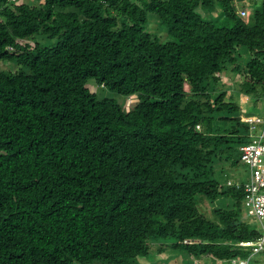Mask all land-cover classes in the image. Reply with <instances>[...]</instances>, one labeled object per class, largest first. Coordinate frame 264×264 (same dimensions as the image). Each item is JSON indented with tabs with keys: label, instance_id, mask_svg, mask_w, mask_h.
I'll return each instance as SVG.
<instances>
[{
	"label": "trees",
	"instance_id": "1",
	"mask_svg": "<svg viewBox=\"0 0 264 264\" xmlns=\"http://www.w3.org/2000/svg\"><path fill=\"white\" fill-rule=\"evenodd\" d=\"M40 1L0 0V264L248 256L234 243L260 230L215 164L248 137L233 94L264 96V0L245 19L228 0Z\"/></svg>",
	"mask_w": 264,
	"mask_h": 264
},
{
	"label": "built area",
	"instance_id": "2",
	"mask_svg": "<svg viewBox=\"0 0 264 264\" xmlns=\"http://www.w3.org/2000/svg\"><path fill=\"white\" fill-rule=\"evenodd\" d=\"M14 2L15 0H10ZM235 13L245 19L251 11V5L246 0H228ZM254 1V0H253ZM260 1V0H258ZM8 50L14 46L8 45ZM264 82V79H263ZM241 120L247 123V140L239 145V161L246 166V179L242 182L230 180L243 190V205L249 215L256 218L260 235L253 239H239L234 244L250 251L248 256L237 255L228 259V264H250L249 257L254 253L264 251V116L242 115ZM197 127H199L197 125ZM183 242H192L184 239ZM193 264H201L194 259Z\"/></svg>",
	"mask_w": 264,
	"mask_h": 264
},
{
	"label": "rangeland",
	"instance_id": "3",
	"mask_svg": "<svg viewBox=\"0 0 264 264\" xmlns=\"http://www.w3.org/2000/svg\"><path fill=\"white\" fill-rule=\"evenodd\" d=\"M20 2H27L30 5H38L40 6L42 4V1L40 0H15L14 3L18 4ZM247 4H251L253 3V0H246ZM221 9L216 6L215 8L210 9L209 14L211 16L214 15H219V18L223 19V14L221 13ZM204 13L207 14V11L204 10ZM149 16H155L152 13L149 14ZM147 28L149 29V31L151 33L153 32H158V24L153 21V20H149L148 24H147ZM160 35L163 37V34L160 33ZM165 39V38H164ZM1 67L3 69H10V70H15L16 69V64L14 62H1ZM241 79V78H238ZM222 81L229 86V89H231L232 91L234 90L233 88V82L232 79L229 76H224L222 77ZM87 86L89 87L90 90L96 92L97 96L99 98L108 96V97H114L117 102L123 107L124 110H128L137 100L138 98L135 95H120L115 91H110L105 89L103 86L97 85L94 80L92 79H88L86 81ZM211 90V95H214V90H212V86L210 87ZM233 99L238 102L241 106V108L243 109L242 112L239 114L240 120H241V116L242 115H249V114H253V115H259V116H264V96L261 99V102L258 101L257 103H253L251 100V98H246L244 96H240L237 94H233ZM199 128V127H198ZM215 168L217 171V174L221 176V174L226 173L227 170L230 169V176L232 175L234 177L235 180L242 182L246 179V175H247V168L244 164H242L241 162L238 163L237 166L230 165L229 168V163L228 160H219L218 162H216L215 164ZM179 177L182 180H196L197 179V175L196 172L189 168V167H182L179 170ZM229 174V173H228ZM229 176V175H228ZM222 182L223 183V177H221ZM229 199V198H227ZM230 202L232 201L231 199H229ZM210 204L207 202V200H203L201 203V210H203V212H205L207 215H211V210H210ZM241 211H240V216L242 219H244L247 223L253 225V226H259L258 221L256 220L255 217H253L252 215H249L244 207V205L242 204V206L240 207ZM171 242V241H168ZM162 254V253H161ZM158 254V255H161ZM183 256V264H191L189 263V257L185 254L182 253ZM210 256L211 255H206L203 256L202 258H200V262L201 264H205V262H207L208 260L210 261ZM146 257H141L140 259H142L143 261H145V264H150L151 260H154L153 257H151V260H148ZM192 259V258H191ZM195 259V258H194ZM193 259V260H194ZM212 259V256H211ZM217 261H219V263L221 262L220 260L216 259ZM205 261V262H204ZM208 261V262H209ZM156 263V262H155ZM249 263L250 264H264V255L262 254V252L259 253H254L249 257ZM74 264H80L79 262L74 261ZM158 264H162V263H158ZM168 264V263H166ZM169 264H180L178 257L173 258ZM193 264V262H192ZM210 264V263H209Z\"/></svg>",
	"mask_w": 264,
	"mask_h": 264
},
{
	"label": "crops",
	"instance_id": "4",
	"mask_svg": "<svg viewBox=\"0 0 264 264\" xmlns=\"http://www.w3.org/2000/svg\"><path fill=\"white\" fill-rule=\"evenodd\" d=\"M164 255H165V253H162L161 255H158V260H157L158 262H156V259L154 258V260H155L154 262H156V263H153V264H158V263H162V264H166V263H168V264H169V262H170L173 258H175V257H176V258L178 257L179 263H180V264H183V263H182L183 260H182V258H181L180 256H174V257H171V258H169V259H167V260H165V259H164V260H163V259H160V260H159V258H163ZM209 259H210V258H209ZM139 260H140V263H141V264H144V263H145V261H143L142 259H139ZM208 261H209V260H208ZM208 261H207V262L204 261L205 264H209V263L211 264V261H209V262H208ZM150 264H152V263H150ZM214 264H222V263H221V262L219 263V261L215 260V261H214Z\"/></svg>",
	"mask_w": 264,
	"mask_h": 264
}]
</instances>
